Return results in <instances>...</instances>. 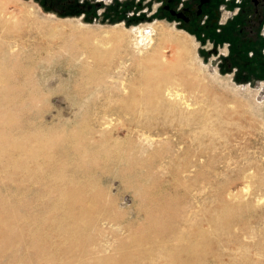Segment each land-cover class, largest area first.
<instances>
[{"label":"rangeland","instance_id":"obj_1","mask_svg":"<svg viewBox=\"0 0 264 264\" xmlns=\"http://www.w3.org/2000/svg\"><path fill=\"white\" fill-rule=\"evenodd\" d=\"M207 1L211 4L196 14L201 10L200 0H102L104 11L102 6H90L88 12L80 7L72 13H55L39 0H9L8 9L18 15L22 8L27 18L17 24L19 30L16 27L11 36L1 38V46L8 43L12 51L5 60L6 71L14 76L17 65L22 70L20 121L28 127L32 120L40 127L38 135L15 137L39 136L38 144L45 145L49 154L40 160L64 161V165L44 169L41 178L56 171L88 183L74 200L76 208H84L83 214L75 221L66 219L60 224L59 213L56 218L55 212H46L44 207L59 191L70 192L69 188L53 183L41 191V238L54 239L53 255L17 249L3 241L0 264H72L73 255L88 259L95 254L114 263L120 260L121 251V244L114 242L117 235L116 240H128L144 228L158 233V239L169 238L177 244L180 230L168 236V227L179 224L184 213L196 205V199L213 187L195 175L194 152H221L224 157L237 158L246 175L228 179L233 172L217 174V182H225L226 178L228 181L221 188L215 187V192L220 196L229 189L235 196L255 202L256 211H262L264 216V185L257 188L253 183L254 175L264 176V20L258 23L254 12L259 13V8L244 0L242 4H247L248 10L235 13L226 7L218 11L217 23H212L215 17L211 9L225 7L228 2ZM229 1L235 5L236 0ZM165 5L173 14L160 13ZM187 11L190 21L185 23L177 13L183 15ZM232 15V22L223 25L226 30H222L221 23L231 20ZM117 24L116 29L130 32L126 35L121 31L125 43L105 39V31ZM147 25H154L155 42L158 25L187 38L191 55L186 62L197 77L187 83L174 81L171 86L180 97L194 104L199 115L210 116L212 121L197 129V141L192 139L194 135L185 134L179 149L176 134L168 131L161 137L147 138V133L136 128L128 130L127 115L117 111L124 102L132 103L131 89L137 84L140 71L137 51L142 56L150 52L143 44L141 48L131 46V31ZM242 25L244 31L238 35L236 29ZM232 26L235 30H231V43L228 34ZM244 38L251 40L250 44L243 43ZM3 62L0 59V64ZM8 107L15 108L11 103ZM115 110L119 116L111 113ZM99 116L103 123L100 127ZM10 120V116H3L0 128H5ZM13 124L11 127L16 122ZM96 128L101 135L91 139ZM221 128L226 129L216 134ZM16 147L10 139L5 140L0 144V155L15 151ZM93 159L97 161L91 162ZM78 171H87L85 177ZM204 173L213 174L209 168ZM10 178L9 174L0 178V193L10 184ZM19 195V189L13 191L3 198L1 206L15 205ZM100 199L111 202V206H104ZM47 226L55 229L48 230ZM257 227H264V222ZM89 238L95 244H104L106 249L100 248L97 253L84 251Z\"/></svg>","mask_w":264,"mask_h":264},{"label":"bare ground","instance_id":"obj_2","mask_svg":"<svg viewBox=\"0 0 264 264\" xmlns=\"http://www.w3.org/2000/svg\"><path fill=\"white\" fill-rule=\"evenodd\" d=\"M9 4H11L9 0H0V43H4L1 38L11 36L12 31L15 33L17 24L27 18V14L22 8L16 15L13 10L8 9ZM153 26H141L131 31L133 34H131V46L141 48L146 45L150 52L142 56V52L137 51L139 56L137 66L140 67V71L136 78L137 84L131 89L130 100L132 103L124 102L117 111L127 115L125 120L128 123V130L136 128L138 132L147 133V138L161 137L168 134V131L176 134L175 139L179 149L185 134L194 135L192 139L197 141L199 140L197 129L212 121L210 116L199 115L194 104L186 98L180 97L176 93L177 90H173L171 86L174 81L187 83L196 80L197 75L192 72V67L186 62L191 55L187 38L169 33L158 25L155 42L154 35H152ZM49 27L51 28L52 25ZM116 27L119 25L105 31V39L108 42L125 43V36L121 31L127 35L130 33L129 30L126 28L116 29ZM0 48V59L4 60L0 64V124L4 121L1 122L3 116L11 117L7 126L0 128V144L10 139L11 144L17 146L15 151L9 150L0 155V178H4L8 174L11 177L10 184L5 185L0 193V202L4 197L10 196L13 191L20 190L15 205L6 208L0 204V242L7 241L9 245H13L17 249H32L37 254L50 256L56 251L52 249L51 245L54 239L51 240V237L41 238L42 189L53 183L69 188L70 192L63 194L62 191H59L44 207L46 212H55L56 218L59 213L60 224L64 223L66 219L75 221L83 214L84 208H76L74 200L78 192L82 193L84 183H88V181L81 182L77 175L76 180L72 176L59 174L56 171L44 179L41 178V172L44 169L55 168L65 163L61 159L40 160L41 157L49 156V154L46 153L45 145L38 144L39 136L32 139L31 137L21 139L15 137L16 135H20L19 137L29 134L38 135L40 127L35 125L32 120L28 127L24 126L27 125L25 121H20L19 112H23V110L18 108V104L23 102L21 95L23 73L18 65L16 75L12 76L7 73L8 64L5 63V60L12 51L8 43ZM104 53L109 55V52ZM168 53L170 54L168 55ZM105 56L102 57V60ZM150 61L153 62L152 65L145 67L144 62ZM10 103L15 108L8 107L6 109ZM117 111L111 113L117 114ZM100 118V116L97 118L98 127L103 125L99 121ZM15 122V126L11 127ZM225 129H219L216 134ZM97 134L101 135L99 128L93 130L90 138L94 139ZM89 146L88 148H90ZM220 153L194 152L197 157V164L193 165L197 168L195 175L202 182H207L214 188L211 187L208 194L200 195L196 199V205L191 206L189 211L184 213L179 224L168 227L166 231L168 236L175 230H180L177 244L169 238L158 239L156 237L158 233L155 234V231L144 228L139 231L140 234L137 236L130 233L128 240H116L119 236L117 235L114 242L121 244L118 262L109 263L106 258L100 259V255L95 254L88 259L80 255H73L72 264H264V227L261 229L257 227L260 222H264L262 211H256L255 202L239 198L229 189L220 196L215 192V187L225 186L229 178L246 175L243 171V164L237 158L224 157ZM70 160L72 161V159ZM96 161V159L91 160V162ZM246 164L248 163L246 162ZM206 168L211 169L213 174L205 175ZM73 170L75 169L73 168ZM227 171L233 172V174L228 176V179L224 180L225 182H222L223 180L217 182L216 175L224 174ZM78 172L84 175L87 171ZM254 176V186L257 188L263 186L264 176L259 174ZM55 187L57 188V186ZM193 199L195 200V198ZM101 202L106 207L111 206L109 201L102 200ZM254 212H256L255 215ZM59 224L57 223L56 226ZM46 228L51 231L55 229L53 226ZM141 234L144 236L142 237ZM100 248L106 249L104 244H95L89 238L84 251L97 253Z\"/></svg>","mask_w":264,"mask_h":264},{"label":"flooded vegetation","instance_id":"obj_3","mask_svg":"<svg viewBox=\"0 0 264 264\" xmlns=\"http://www.w3.org/2000/svg\"><path fill=\"white\" fill-rule=\"evenodd\" d=\"M39 1L42 3L43 7H45L48 10H51V11H53L55 13H64V12H71L72 13L73 11L76 10V8H80V7L84 8V10L86 12H88V11H90L89 10L90 6H92V9H94L95 6H97V7L102 6L103 7L102 11H104L106 9V6H103L104 4H103L102 0H95V2L94 1H89V0H39ZM226 1L228 2L227 6L220 7L219 9L218 8L217 9H214V8L211 9V12L214 14V17H215V18L212 19V23H217L218 11L219 10L222 11V10L226 9V7H228L230 9V11L234 9L235 13H236V10H237V13L238 12L242 13L245 10H248V8H249L248 6L245 7L247 4L246 5L242 4V2L244 0H236L235 1V5L233 4V1L232 2H230L229 0H226ZM247 2L248 3L251 2L254 7L259 8V13L257 11L254 12V13H256V18H255L256 21L258 23L263 21L264 20L263 19L264 18V15H263V13H264V0H259V1H257V0H247ZM208 4L210 5L211 2H209L207 0H200V4H199L198 8L201 7V10L198 9L196 11V14L197 13L199 14L200 12H202L203 8H206V7L209 6ZM202 5H204L205 7H203ZM191 10H193V9H191ZM90 13H88V14H90ZM160 13H162V14L167 13L168 16H169L171 13L173 14V11L170 10V8L167 5H165V6H163L162 10H160ZM235 13H232V14L234 15ZM177 14H179V13H177ZM233 15L230 16L231 20H229V21L226 20V22L221 23L222 24V28H221L222 30L226 28V26H223V25H226V23L229 24L230 21L232 22ZM238 15H240V14H238ZM188 16H189V14H188V11H187L186 13H184L183 15L180 16V19L183 20L185 23H187V22L190 21ZM151 24H154V22L151 23ZM233 28H234V26H232V28L230 29V32L228 34L230 36V38H231V43H232V40H234V38H233L234 37V32L233 31L231 32V30ZM233 30H235V29H233ZM236 31H237L238 35H242V33L244 31V26L242 25L240 28L236 29ZM250 42H251V40H249L248 38H244V40H243V43L250 44Z\"/></svg>","mask_w":264,"mask_h":264},{"label":"water","instance_id":"obj_4","mask_svg":"<svg viewBox=\"0 0 264 264\" xmlns=\"http://www.w3.org/2000/svg\"><path fill=\"white\" fill-rule=\"evenodd\" d=\"M177 16H178V17H180V16H181V14H177Z\"/></svg>","mask_w":264,"mask_h":264},{"label":"trees","instance_id":"obj_5","mask_svg":"<svg viewBox=\"0 0 264 264\" xmlns=\"http://www.w3.org/2000/svg\"><path fill=\"white\" fill-rule=\"evenodd\" d=\"M257 54H258V52H257Z\"/></svg>","mask_w":264,"mask_h":264}]
</instances>
